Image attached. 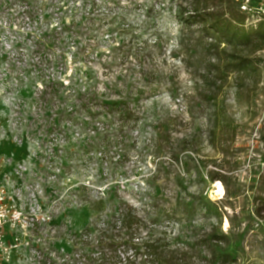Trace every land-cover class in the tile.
<instances>
[{
    "label": "rangeland",
    "instance_id": "1",
    "mask_svg": "<svg viewBox=\"0 0 264 264\" xmlns=\"http://www.w3.org/2000/svg\"><path fill=\"white\" fill-rule=\"evenodd\" d=\"M183 4L0 0V201L17 210L3 215L11 257L0 264H264V51L260 76L241 90L232 74L210 118L172 57ZM58 10L75 34L61 77L76 91L47 105L28 49L62 25ZM128 106L132 119L118 110ZM9 223H35L37 238Z\"/></svg>",
    "mask_w": 264,
    "mask_h": 264
},
{
    "label": "trees",
    "instance_id": "2",
    "mask_svg": "<svg viewBox=\"0 0 264 264\" xmlns=\"http://www.w3.org/2000/svg\"><path fill=\"white\" fill-rule=\"evenodd\" d=\"M181 1L188 3V6L183 4L178 11L182 29L177 50L172 52V57L192 71L196 87L195 99L204 111L212 113L210 118L218 119L221 111L219 98L228 85L230 76L235 75V85L241 90L246 87L244 83L248 78L260 76L261 60L257 54L264 51V20L257 25L250 24L249 16L240 10L239 3L234 0ZM252 5H264V0H252ZM54 15L55 20L62 25L48 27L41 34L35 35L32 50L28 49L37 54L43 65L39 73L44 77L42 93L44 97H48L45 101L47 105L54 99L64 100L66 92L73 90L74 86L72 84L67 87L64 84L61 67L64 46L67 44L65 41L73 39L75 34L66 30L67 26L63 25L65 17L62 16V11L58 10ZM25 65L26 68L30 66V61ZM113 106H120V103L115 102ZM108 109L103 112L110 116ZM118 110L127 119L134 116V111L129 106ZM93 123L82 122L79 127L81 130H88L94 126ZM94 139V146L98 148L96 138ZM209 178L211 181H224L218 173H210ZM258 201L260 205L256 209V215L262 220L264 198L261 197ZM204 210L208 217L219 219L224 207L207 201Z\"/></svg>",
    "mask_w": 264,
    "mask_h": 264
},
{
    "label": "built area",
    "instance_id": "3",
    "mask_svg": "<svg viewBox=\"0 0 264 264\" xmlns=\"http://www.w3.org/2000/svg\"><path fill=\"white\" fill-rule=\"evenodd\" d=\"M236 2L239 3V7L240 10L244 13H246L249 16V20H251V22H259L261 20H264V5H252V0H236ZM4 163L8 164L10 163L9 161ZM2 164V160H0V165ZM2 166V165H1ZM4 202V197H1V201H0V261L2 259L5 260L7 259V262L10 260V250L8 249V247L6 246V239L2 233L3 228L6 226L5 220L3 219V215L5 213H8L11 217L14 216V214L16 213V211L14 210V205H3ZM19 211L21 212H25L26 210H21L19 209ZM30 224V223H29ZM12 223H9L8 226L11 229V231L15 232L16 235L18 236H22V235H26L27 239L26 242L30 245V243L32 241H35V239L37 238V234L38 232L35 231V223H32L30 225H28V228H24L25 230H21L20 226L18 225H14ZM13 226V227H12ZM1 263V262H0Z\"/></svg>",
    "mask_w": 264,
    "mask_h": 264
},
{
    "label": "bare ground",
    "instance_id": "4",
    "mask_svg": "<svg viewBox=\"0 0 264 264\" xmlns=\"http://www.w3.org/2000/svg\"><path fill=\"white\" fill-rule=\"evenodd\" d=\"M219 191H222V185L219 184Z\"/></svg>",
    "mask_w": 264,
    "mask_h": 264
}]
</instances>
